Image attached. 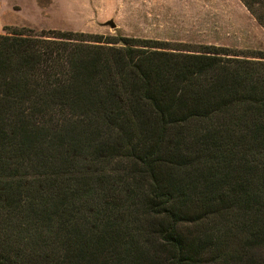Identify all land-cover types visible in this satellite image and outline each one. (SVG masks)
<instances>
[{"label":"trees","instance_id":"1","mask_svg":"<svg viewBox=\"0 0 264 264\" xmlns=\"http://www.w3.org/2000/svg\"><path fill=\"white\" fill-rule=\"evenodd\" d=\"M148 42L0 35V264H257L264 53Z\"/></svg>","mask_w":264,"mask_h":264},{"label":"rangeland","instance_id":"2","mask_svg":"<svg viewBox=\"0 0 264 264\" xmlns=\"http://www.w3.org/2000/svg\"><path fill=\"white\" fill-rule=\"evenodd\" d=\"M15 30L143 40L175 53L199 54L204 47L264 53V28L239 0H0V35ZM256 260L264 264V250Z\"/></svg>","mask_w":264,"mask_h":264},{"label":"water","instance_id":"3","mask_svg":"<svg viewBox=\"0 0 264 264\" xmlns=\"http://www.w3.org/2000/svg\"><path fill=\"white\" fill-rule=\"evenodd\" d=\"M108 25H110V27L114 28L115 25L113 24V22H109Z\"/></svg>","mask_w":264,"mask_h":264}]
</instances>
